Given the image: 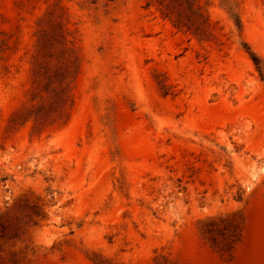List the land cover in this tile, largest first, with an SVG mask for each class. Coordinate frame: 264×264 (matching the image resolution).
I'll use <instances>...</instances> for the list:
<instances>
[{
    "label": "rangeland",
    "instance_id": "rangeland-1",
    "mask_svg": "<svg viewBox=\"0 0 264 264\" xmlns=\"http://www.w3.org/2000/svg\"><path fill=\"white\" fill-rule=\"evenodd\" d=\"M0 264H264V0H0Z\"/></svg>",
    "mask_w": 264,
    "mask_h": 264
},
{
    "label": "trees",
    "instance_id": "trees-1",
    "mask_svg": "<svg viewBox=\"0 0 264 264\" xmlns=\"http://www.w3.org/2000/svg\"><path fill=\"white\" fill-rule=\"evenodd\" d=\"M249 55H250L252 61L254 62L255 66L258 68V62H257L256 57L253 54H251V53H249Z\"/></svg>",
    "mask_w": 264,
    "mask_h": 264
}]
</instances>
